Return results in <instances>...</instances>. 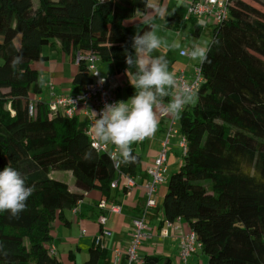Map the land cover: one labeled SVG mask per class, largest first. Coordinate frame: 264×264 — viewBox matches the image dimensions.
I'll list each match as a JSON object with an SVG mask.
<instances>
[{
	"label": "trees",
	"instance_id": "obj_1",
	"mask_svg": "<svg viewBox=\"0 0 264 264\" xmlns=\"http://www.w3.org/2000/svg\"><path fill=\"white\" fill-rule=\"evenodd\" d=\"M229 1L228 16L213 24L196 102L179 118L187 148L168 179L164 219L189 225L206 264H264V0ZM147 7L148 0H39L38 7L33 0H0V171L12 167L33 188L19 219L0 212V244L8 252L0 264H64L56 248L51 253L52 223L70 224L64 210L84 192L108 198L116 178L136 174V143V162L117 171L111 151L92 146L79 116L51 112L43 100L33 115L28 107L42 92L33 64L46 58L44 45L59 43L71 55L72 85L83 90L92 81L87 55L110 63L112 75L126 71L134 28L127 22ZM150 24L152 18L136 27L143 34ZM199 33L196 23L191 34ZM78 54L84 58L76 62ZM17 56L22 61L14 65ZM53 170L72 171L77 190L53 178ZM88 253L83 264H98L107 247L95 237ZM68 259L78 264L73 252ZM138 264L173 263L148 254Z\"/></svg>",
	"mask_w": 264,
	"mask_h": 264
},
{
	"label": "crops",
	"instance_id": "obj_2",
	"mask_svg": "<svg viewBox=\"0 0 264 264\" xmlns=\"http://www.w3.org/2000/svg\"><path fill=\"white\" fill-rule=\"evenodd\" d=\"M148 1L149 5L152 2L154 5L159 2V9L165 10L164 16L162 17L159 15L156 11V7L152 6L151 9L147 8L145 11H138L136 18L128 21L127 24L135 28L136 25L143 20L149 18L155 20L156 17H159L162 19L160 27L162 32L161 38L165 40L172 39V41H179L180 34L179 31L177 33L176 30L181 24L180 20L183 18V15L188 11L189 0ZM186 20L193 22L191 24L192 26H184L190 35H192L191 31L195 27V24L197 23L200 25V33L196 36L192 35L191 38L197 37L196 40L200 42L199 39H201L202 35L205 33H209L212 37L213 24L215 23L212 19L205 16L189 19L187 16ZM190 44L191 43H189V46ZM42 53L46 58L41 61H36L33 64L38 72L39 81H41V78L43 79V82H40L42 86V92L38 95H35L33 99L36 101L43 100L46 103H50L53 99V94L54 96H61L68 94L74 95L81 92V90L75 89L72 85L77 64L73 61L71 55L65 53L59 43L44 45L42 47ZM158 53L165 54L167 56L170 62L169 70L174 73L175 77L180 70H184L186 76L191 79L196 66L200 64L199 62L180 59V57L184 58L185 56H181L178 51L176 54H173L172 51L166 47H162ZM154 55L158 54L155 53ZM172 55H175L176 59L179 58L178 60L175 59L176 64L171 62L172 57H174ZM97 67L102 75L110 76L113 74L110 63H106V66L104 67H102V65ZM132 72L134 73L135 69H133ZM112 78L115 80L112 82V87L114 89L117 101L127 102L135 94V89L129 82V80L132 79V73H129V76H127L126 72H124L119 75H112ZM170 99L171 96L164 98L155 108V115L158 120V128L154 135L150 138H146L142 142L136 143V148L141 155V162L138 165L136 174L133 176L136 184L131 188H126L125 178H119V185L111 189L108 198L104 197L99 191L94 190L84 192V196L82 198L83 202L77 215H75L71 209L64 210L66 218L71 222L70 224L66 225L67 227L71 228L73 224L79 225L81 235H87L88 238H92V243L96 236H104V245L107 247V256L104 258L106 264L113 263V247L116 245L125 247L129 243L133 231L132 221L134 218L143 215V209L147 200V193L144 185L151 178L149 170L154 162V159L163 149L164 143L167 139L168 130H170L171 127L176 132H172L171 136H169L168 142L166 143L168 167L167 172H170L171 168H173V165H175L173 168V171H175V169L180 167L183 163L184 153L180 146V140L183 135L180 130V117L174 118L170 114L162 113V110L167 106V103ZM81 115L82 114L79 115V119L87 124L85 116L82 117ZM179 150L181 151V156L179 154ZM70 172L72 173V171ZM52 173L50 175L53 177ZM72 175L69 177V179L71 178L70 182L73 183V186L69 183L67 184L69 185L70 190L76 191L77 188L75 187V178L74 175L73 177ZM162 184V188H158L157 193L154 195L156 206L152 207L146 212L145 216L149 234L146 240L139 246L138 255L140 258H143L145 255L154 254L164 258L169 257L173 264H183L180 262L179 258L180 242L183 235L190 231V227L184 221L176 222L174 226H170L166 223L164 219L163 197L167 190L168 179H166V181ZM101 201H105L107 207L112 205L121 206V212L112 213L107 209L105 210L100 208L99 204ZM67 211L71 214V219H69L66 215ZM104 213L107 215V221L104 225H101L99 218L100 215ZM53 224L65 225L59 219H56ZM175 226H178V228ZM83 229L86 230L85 234H82ZM104 229L111 231V235H104ZM53 244L57 250L55 239ZM70 252L73 251L71 250ZM205 258L206 256L202 253L201 249H198L192 254L186 264H204Z\"/></svg>",
	"mask_w": 264,
	"mask_h": 264
},
{
	"label": "clouds",
	"instance_id": "obj_3",
	"mask_svg": "<svg viewBox=\"0 0 264 264\" xmlns=\"http://www.w3.org/2000/svg\"><path fill=\"white\" fill-rule=\"evenodd\" d=\"M164 16V9H156ZM159 26L150 24L141 34L137 30L131 38V49L124 50L126 75L132 73L130 84L135 94L127 101L106 103L92 125L95 141L100 146L114 145L115 151L110 152L109 159L114 166L130 165L136 162L131 145L144 141L154 135L158 128L155 108L160 102L171 96L166 111L174 118H179L184 109L195 104L196 93L189 86L177 84L176 77L169 70V60L165 54L154 55L162 47L170 51H178L190 61L203 64L207 61L210 50L209 41H192L190 46L182 47L179 41L167 40L158 35ZM22 61L21 56L13 60V64ZM135 69L133 73L132 70ZM94 75H99L96 73ZM41 83L43 79L41 78ZM104 82L101 77L100 83ZM95 113V112H94ZM97 116V113H95ZM90 158L91 152L86 153ZM33 188L26 186L25 179L12 167L6 166L0 171V212L9 213V219H19L26 209V202L32 195ZM0 255L7 256L4 245L0 244Z\"/></svg>",
	"mask_w": 264,
	"mask_h": 264
},
{
	"label": "built area",
	"instance_id": "obj_4",
	"mask_svg": "<svg viewBox=\"0 0 264 264\" xmlns=\"http://www.w3.org/2000/svg\"><path fill=\"white\" fill-rule=\"evenodd\" d=\"M229 0H189V7L187 11V16L190 17H199L205 16L212 19L216 24L223 21L229 14ZM186 56V55H185ZM81 55L78 54L76 62H79L83 59ZM88 61L89 71L92 76V81L89 83L81 92L74 95H61V96H52V100L48 103L51 112H61L66 116L73 117L83 114L87 120V134L90 137L91 144L97 150H110L111 152L115 151L114 145H105L100 146L96 143L95 137L92 132V125L95 122L96 118H99V113L103 109L106 103H115L117 102L114 89L112 87L113 78L107 75H102L97 67L98 57L96 55L90 54L85 57ZM99 73V75H94ZM101 77L104 78V82L100 83ZM177 84L180 86H189L194 92H196L197 87L202 82L201 66L200 64L196 66L193 77L189 79L184 70H180L176 76ZM35 99H30L28 112L33 115L35 113ZM97 113V116L95 113ZM163 114H168L166 107L162 110ZM171 127L168 130L167 139L164 143L163 149L158 153L157 157L154 159L153 164L149 170L150 180L144 185V188L147 193L146 204L143 209V215L133 219V231L131 234V239L125 247L115 246L113 251L115 253L114 264H122V258H125L124 264H138L142 261V258L138 255V248L141 245L142 240L148 237V225L146 222V212L152 207L156 206V200L154 195L157 193L158 186L166 181L167 174V149L166 143L169 140L173 132ZM176 132V131H174ZM180 146L183 149V153L187 148V141L185 136L182 135L180 140ZM120 165L114 166L118 171ZM124 177L125 187L131 188L136 183L132 176ZM119 178H116L112 183L111 187L115 188L119 185ZM82 199L78 200L76 204L71 208L72 212L77 215L80 211L82 205ZM100 208L107 209L112 213H120L121 206L112 205L107 207L105 201H101L99 204ZM107 221V215L104 213L100 216L99 222L101 225H104ZM176 222H182V219L179 217L176 221H166L170 226H174ZM178 228V226H175ZM104 235L110 236L111 231L103 230ZM86 230H82V234H85ZM103 235L96 236V244L104 246ZM51 253H54L55 247L51 246ZM198 249H201V243L197 240L195 233L190 229V231L183 235L180 242L179 258L180 262L186 264L189 258L195 253Z\"/></svg>",
	"mask_w": 264,
	"mask_h": 264
},
{
	"label": "rangeland",
	"instance_id": "obj_5",
	"mask_svg": "<svg viewBox=\"0 0 264 264\" xmlns=\"http://www.w3.org/2000/svg\"><path fill=\"white\" fill-rule=\"evenodd\" d=\"M35 7L39 6V0H33ZM152 6H155L156 9L160 8V3L157 2L155 5L153 4V2L149 5V1H148V7L147 8H152ZM168 18V16H167ZM187 19V13L183 15V18L180 20L181 24L178 27V29L176 30L177 33L179 31L180 34V40L179 42L181 43L182 46L184 47H188L189 43H192V41H197V37H192V35H190L188 33V30L185 27H189L192 26L191 24L193 22H189L190 20H186ZM161 21L162 19H160L159 17H156L154 22L156 25L159 26V31H158V35H160L162 37V32H161ZM188 21V22H187ZM186 24V25H185ZM185 26V27H184ZM137 30H139V27H135L132 29V36H134L137 32ZM200 42L203 41H209V43L212 41V37L209 33H205L202 35V38L199 39ZM169 43L172 42V39L167 40ZM173 54H176L177 51H172ZM158 55L160 53H157ZM174 57H172L171 62L176 64V56L172 55ZM176 59V60H175ZM180 59H185V60H189L186 56L180 57ZM175 60V61H174ZM104 67L106 66V62H101L98 61L97 62V66H101ZM126 72V71H125ZM112 77V75H110ZM114 78V77H113ZM115 80H113L112 82H114ZM82 117L83 114L81 115ZM179 154L181 156V151L179 150ZM175 165H173L174 168ZM173 168H171L170 172L166 174V179H169V177L171 176V174L173 172H175L177 169H175V171H173ZM53 172V173H52ZM51 173L53 175V178L56 179H62L64 181H66L67 183H69L70 185L73 186V183L70 182L69 177H71L72 173L69 170H53ZM73 177V175H72ZM163 184H160L158 186L159 189L162 188ZM66 215L68 216L69 219H71V214L67 211ZM53 229H52V233L55 239V245L57 247V256L60 260H62L64 262V264H74L73 262H71L68 259V253L72 250L74 252V254L76 255V262L78 264H83L85 262V260H87L89 258V247L92 243V238H88L87 235H81L80 232V226L77 224H73L71 226V228L67 227L66 225H62V224H53ZM146 239L142 240L141 244L145 241ZM207 263V258L204 259V264ZM98 264H106L104 258H102Z\"/></svg>",
	"mask_w": 264,
	"mask_h": 264
}]
</instances>
